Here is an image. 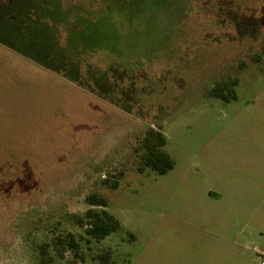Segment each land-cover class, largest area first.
Returning a JSON list of instances; mask_svg holds the SVG:
<instances>
[{"label":"rangeland","instance_id":"1","mask_svg":"<svg viewBox=\"0 0 264 264\" xmlns=\"http://www.w3.org/2000/svg\"><path fill=\"white\" fill-rule=\"evenodd\" d=\"M263 43L264 0H0V264L79 239L95 193L122 230L52 264H262ZM160 125L175 167L140 173Z\"/></svg>","mask_w":264,"mask_h":264},{"label":"trees","instance_id":"2","mask_svg":"<svg viewBox=\"0 0 264 264\" xmlns=\"http://www.w3.org/2000/svg\"><path fill=\"white\" fill-rule=\"evenodd\" d=\"M264 58V43L261 52L253 56V62H262ZM237 79L223 80L216 83V87L211 90V96L229 102L236 99L235 87L238 86ZM167 137L163 132V127H150L147 132L139 138L138 146L135 151L139 155L138 171L145 173L147 170L155 172L157 175L163 176L168 174L175 167V161L165 150L167 146ZM107 182V180H106ZM114 188L118 187L115 182ZM90 206L84 215H73L76 223L85 229L83 236L79 239L72 233L59 234L53 242L41 246L40 250L45 257L41 259L40 264H52L54 257L50 255L53 250L57 257H64L70 252L74 257V262H85L83 253V242L91 245L93 242H101L114 233L122 230V223L107 209L109 207L108 200L100 194H91L86 199ZM101 208V210H98Z\"/></svg>","mask_w":264,"mask_h":264},{"label":"built area","instance_id":"3","mask_svg":"<svg viewBox=\"0 0 264 264\" xmlns=\"http://www.w3.org/2000/svg\"><path fill=\"white\" fill-rule=\"evenodd\" d=\"M262 258V264H264V253L261 255Z\"/></svg>","mask_w":264,"mask_h":264}]
</instances>
